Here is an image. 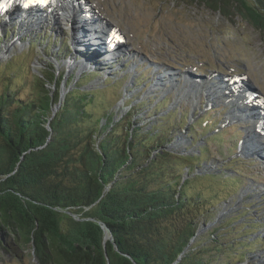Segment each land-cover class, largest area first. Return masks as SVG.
Wrapping results in <instances>:
<instances>
[{"label":"trees","instance_id":"obj_1","mask_svg":"<svg viewBox=\"0 0 264 264\" xmlns=\"http://www.w3.org/2000/svg\"><path fill=\"white\" fill-rule=\"evenodd\" d=\"M183 1L264 31V0ZM48 75L49 81H36L37 97L26 101L15 99L19 92L10 88V76L3 82L0 252L22 259L20 253L30 250L36 264H215L218 252L226 264L243 260L241 241L224 237L244 214L212 226L210 208L219 199L198 186L209 179L215 188V175L191 177L198 162L164 149L167 126L142 124L141 106L117 116L104 89L82 90L88 78L67 93L53 116L65 73L53 101L45 83L55 76ZM103 226L112 241H104Z\"/></svg>","mask_w":264,"mask_h":264},{"label":"rangeland","instance_id":"obj_2","mask_svg":"<svg viewBox=\"0 0 264 264\" xmlns=\"http://www.w3.org/2000/svg\"><path fill=\"white\" fill-rule=\"evenodd\" d=\"M73 3L82 7L75 8ZM61 6L50 14V8L32 12L27 19L21 17V9L11 16L0 15V94L10 76V88L19 92L15 99L36 98L37 79L41 74L48 79V70L54 68L76 80L62 93L88 78L82 90L104 89L117 116L141 106L142 124L161 121L171 131L164 149L197 160L191 177L215 175V188L209 179H202L198 186L205 185L206 197L215 193L219 199L210 208L212 226L244 214L232 222L224 237L242 243L239 257L243 260L236 264H264V136L259 129L264 117L258 118L259 98L244 93L247 85V91L264 97V31L239 17L227 18L183 0H66ZM88 13L92 16H86ZM39 15L42 21L33 20ZM85 18L92 20L82 25L80 20ZM93 32L95 36H91ZM84 40L93 45H89L87 57L79 54L85 53L81 49H85ZM93 47L100 50L98 55ZM104 50L109 52L108 58ZM235 74L243 77L245 90L239 87L245 99L236 93L237 87L235 92L229 89L227 78ZM209 81L211 84L202 86ZM251 108L258 114L255 119L238 113L239 109L250 113ZM232 115L237 119L230 121ZM252 129L257 131L252 134ZM250 139L262 150L242 152ZM222 173L225 176L220 180ZM200 231L205 233L207 227ZM224 232L227 230H220L222 235ZM218 253L213 256L215 264H226V256ZM20 255L22 259L0 252V264H36L30 250Z\"/></svg>","mask_w":264,"mask_h":264},{"label":"bare ground","instance_id":"obj_3","mask_svg":"<svg viewBox=\"0 0 264 264\" xmlns=\"http://www.w3.org/2000/svg\"><path fill=\"white\" fill-rule=\"evenodd\" d=\"M33 4H35L36 6H39V8H41V7H43L44 5H48L49 6V4H50V0H34V1H28V2H26L25 3V0H22V4H21V6H23L24 8H25V6L24 5H28L27 7H29V8H31L32 9V5ZM8 5H10V6H8ZM64 5V4H63ZM62 5V6H63ZM73 5L75 6V8H81L82 6H80V5H77V4H75V3H73ZM12 6V0H7V2L5 3V4H3V6H2V8L0 9V13H2V12H4V11H7V8H10ZM61 6V7H62ZM71 6H72V4H71ZM34 7V6H33ZM65 7H67V6H65ZM68 8V7H67ZM74 8V7H73ZM83 8H86V11L87 12H90L89 11V9L87 8V7H83ZM64 10V8H62V11ZM86 16H92V13H88V14H86ZM43 19L42 18H40V19H37V20H35V21H42ZM85 20H92V19H84V20H80V22H81V24L82 25H85V23H84V21ZM22 23V22H21ZM79 23V22H78ZM95 33L93 32L92 33V35L91 36H95L94 35ZM115 34V33H114ZM115 35H117V34H115ZM80 36H82V35H80ZM85 35H83L82 37H84ZM86 36H87V34H86ZM88 37V36H87ZM114 37H113V35L111 36V40H110V43H111V45L113 46V44L115 43L114 42ZM106 41V40H105ZM82 45L83 46H85V49H84V47H82L81 46V49H83L84 51H85V53H82V51H80L79 52V54H80V56L82 57H87V56H85V54L87 53V51L88 50H90L89 49V45H91V43L88 41V40H84V42L82 41ZM107 43V42H106ZM91 46H93V45H91ZM92 50H94L95 48L93 47V48H91ZM91 50V51H92ZM81 54H84V55H81ZM88 55V54H87ZM90 59V58H89ZM91 59H92V57H91ZM74 64V63H73ZM83 67V66H82ZM101 67H103V64L101 65ZM166 76L168 75V74H165ZM170 75V74H169ZM169 75L167 76V77H169ZM162 77V76H161ZM163 77H165V76H163ZM166 79L165 78H163L162 79V81H161V79H159V81H161L162 83H165L164 81H165ZM167 82V81H166ZM195 82L196 81H193V83L192 84H194V85H196L195 84ZM207 84H211V81H209V82H205V83H203V85L202 86H207ZM160 84H158L157 85V87L156 88H159L160 89V86H159ZM231 87H232V85L231 84H229V89H231ZM235 87V86H234ZM153 88V87H152ZM239 89L241 90V88L239 87ZM153 90V89H152ZM197 93L199 92L198 90L196 91ZM233 92H235L234 90H233ZM241 92H243L242 90H241ZM65 93H67L66 91H65ZM244 93H246V92H244ZM254 106V105H253ZM234 110H237V109H234ZM252 111H253V113H252ZM238 113L239 114H241V116L243 117V115L245 114V117L247 116V118H249V120H252V119H255V117L257 118V116H258V114H254V109L253 108H251L250 109V113L249 112H247L246 110H241V109H239L238 110ZM237 116V115H236ZM235 115H232V118H231V120L230 121H234L235 120V118L237 119V117H236ZM261 117L262 116H259L258 118L261 120ZM264 119V118H263ZM262 128H263V130H264V125H262L261 126ZM253 131H257L256 129H252V132ZM251 132V133H252ZM258 132H260V131H258ZM252 134H254V132L252 133ZM263 136H264V133L262 134ZM252 137V136H251ZM264 138V137H263ZM247 143H248V145L246 146V144H244L243 145V147H242V152L244 151V152H246V153H249V152H251V153H253V154H256V148H258V147H260V146H258V145H255V144H253V142L251 141V139L250 140H248L247 141ZM262 145H264V144H262ZM261 145V146H262ZM264 147V146H263ZM259 150L261 151L262 149H261V147L259 148Z\"/></svg>","mask_w":264,"mask_h":264},{"label":"water","instance_id":"obj_4","mask_svg":"<svg viewBox=\"0 0 264 264\" xmlns=\"http://www.w3.org/2000/svg\"><path fill=\"white\" fill-rule=\"evenodd\" d=\"M51 69V70H50ZM49 70H48V73H47V75L49 74V71L51 72V73H53L54 74V76H55V79L52 81V82H50V83H48V82H46L45 84H46V88L48 89V90H52L51 91V97H52V100L51 101H53L54 100V93H55V89H56V81L59 79V77H60V73H57V71L54 69H52V68H50ZM39 78H42V79H44L45 78V76L43 75V74H41V76L39 77ZM50 78V76L48 75V79ZM230 78H235V77H230ZM46 80L45 81H49L47 78H45ZM68 74H66L65 73V75H64V77H63V82H62V84H61V88H60V91H61V96H60V101H59V104H60V106H61V104H62V102H63V100L65 99V97H66V93L63 91V93H62V90L64 89V88H66V83H67V81H68ZM38 80V79H37ZM223 80H224V78H223ZM68 89H70V88H68ZM59 91V92H60ZM71 90H68L67 91V93H69ZM66 94V95H65ZM60 106H58L56 109H53V116H54V114L59 110V108H60ZM103 228L104 229H106V236H105V239H104V241L106 242V241H112L113 240V238H112V236L109 234V232L107 231V228L105 227V226H103Z\"/></svg>","mask_w":264,"mask_h":264},{"label":"snow or ice","instance_id":"obj_5","mask_svg":"<svg viewBox=\"0 0 264 264\" xmlns=\"http://www.w3.org/2000/svg\"><path fill=\"white\" fill-rule=\"evenodd\" d=\"M8 6H10V5H8ZM25 7H27L28 5H24Z\"/></svg>","mask_w":264,"mask_h":264}]
</instances>
